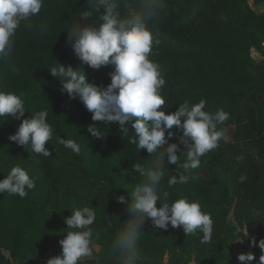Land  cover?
<instances>
[{"label":"trees","instance_id":"1","mask_svg":"<svg viewBox=\"0 0 264 264\" xmlns=\"http://www.w3.org/2000/svg\"><path fill=\"white\" fill-rule=\"evenodd\" d=\"M250 2L264 0H161L158 15L148 24L160 41L149 58L159 63L166 81L161 91L165 113L184 101L191 105L204 100L206 111L229 113L218 128L231 129L232 135L201 157L187 184L169 188L168 177L183 170L163 165L168 172L163 187L170 196L198 200L211 215L212 242L202 244V234L186 236L182 228L160 229L146 218L139 264H191L193 258L196 264H243L229 247L239 238L236 225L245 223L248 235L242 239L255 257L248 264H258L256 258L264 254L258 243L250 242L264 238V9L255 11ZM89 8L88 0H44L40 13L17 30L11 56L0 59V91L22 98L25 117L47 110L54 129L45 145L51 156L44 157L8 139L20 120L0 117V158L5 163L0 179L11 165L19 164L36 182L25 198L0 193V264H42L49 251L56 256L54 249L59 255V240L67 227L64 217L73 207L85 205L96 211L92 242L99 251L97 258H84L81 264H115L111 244L128 219V193L139 181L131 166L153 159L145 149L128 143L118 123L93 121L83 103L62 91L47 69L55 61L74 69L82 66L87 82L100 88L110 82L112 66L81 65L68 40L67 30L80 19V11ZM252 49L263 56L261 62L253 63ZM90 124L101 132L99 138L87 131ZM129 130L133 135L130 124ZM170 131V142L186 151L179 139L182 133L175 126ZM57 136L75 140L79 155L59 144ZM185 158L181 154L180 159ZM121 195L124 203L117 199ZM231 212L233 220L228 218Z\"/></svg>","mask_w":264,"mask_h":264},{"label":"clouds","instance_id":"2","mask_svg":"<svg viewBox=\"0 0 264 264\" xmlns=\"http://www.w3.org/2000/svg\"><path fill=\"white\" fill-rule=\"evenodd\" d=\"M44 0H0V59L11 56L13 37L22 22L38 15ZM90 8L81 10L79 20L71 25L68 40L74 55L81 65L92 69L112 66L108 73L110 82L103 88L86 81L84 68L74 69L55 61L47 68L56 78L62 91L70 98H78L92 114L93 121L118 123V131L138 150L145 149L153 159L147 164L135 163L132 170L139 175V181L128 193V219L117 232L111 251L115 264H139L138 244L146 218L160 229L182 228L187 235L202 234L200 242H212L213 220L202 210L198 200L188 196L173 199L164 189L163 182L168 172L163 170L165 162L183 170L181 174L167 179L169 188L187 184L192 179L190 172L201 165V157L219 147L226 140L225 131L218 128L229 119L223 109L215 112L205 110L206 102L189 104L184 101L175 111L165 113L161 107L165 99L161 91L166 84L160 75V65L150 59L155 45L148 24L161 7V0H88ZM94 13L96 14L94 16ZM82 69V70H81ZM17 69L13 68V72ZM24 101L12 91H0V117L20 120L15 132L8 139L44 157L51 156L45 146L53 139L54 129L48 122V111H33L27 117ZM129 124L134 131L129 136ZM175 126L182 135L180 142L186 146L182 151L175 142H170ZM87 131L99 138L101 132L95 125H88ZM167 131V135H166ZM59 144L79 155L80 145L73 139L56 137ZM179 153V155L177 154ZM166 154L167 160L164 156ZM181 154L185 159L181 160ZM240 181L245 179L241 176ZM35 179L19 164L11 165L7 174L0 179V193L25 198L35 188ZM120 203L125 196L117 197ZM159 202V206H157ZM94 207L78 206L71 209V215L64 217L65 235L59 240L61 252L46 261V264H81L84 258L93 257L92 238L96 221ZM239 242L242 235H248L246 223L236 225ZM264 253V238L258 242ZM97 251L99 249L97 248ZM252 252L240 253L238 261L248 264L254 260ZM191 264H196L195 258ZM258 264H264V254Z\"/></svg>","mask_w":264,"mask_h":264},{"label":"rangeland","instance_id":"3","mask_svg":"<svg viewBox=\"0 0 264 264\" xmlns=\"http://www.w3.org/2000/svg\"><path fill=\"white\" fill-rule=\"evenodd\" d=\"M249 4H250L251 8H253L255 11H262L264 9V3L263 2L259 3V4H254L253 2H250ZM263 45H264V43H263ZM250 55H251V59H252L254 64L261 62L263 59V56L254 49L251 50ZM225 135L227 138L226 141H230L231 135H232L231 129L225 130ZM0 166L3 170H5V163H4V159H2V158H0ZM228 218H229V220H233L232 212L230 213ZM246 237H247V235H246ZM245 240L246 239H242L243 242H239V241L232 242L230 244V247H229L230 250L235 254L251 252L252 246H250ZM92 247H93V257H91V258L95 259V258H97V254H98L97 248L99 249V247L94 242H92ZM2 253L8 258L11 257L7 250L2 249ZM48 256L49 257H47L46 259H43L41 261L42 264H46V261L49 258L53 257V252L49 251ZM84 260L85 259H83L82 262ZM256 261L259 262V258H256ZM82 264H84V263H82Z\"/></svg>","mask_w":264,"mask_h":264},{"label":"water","instance_id":"4","mask_svg":"<svg viewBox=\"0 0 264 264\" xmlns=\"http://www.w3.org/2000/svg\"><path fill=\"white\" fill-rule=\"evenodd\" d=\"M261 77H262V75L259 77V79H258V84L260 83V80H261ZM54 253L56 254V255H58V249H54Z\"/></svg>","mask_w":264,"mask_h":264}]
</instances>
